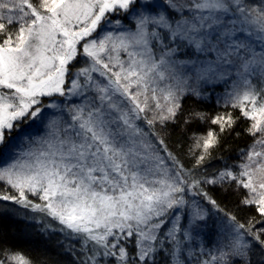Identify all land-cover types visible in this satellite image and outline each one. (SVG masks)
<instances>
[{
    "label": "snow or ice",
    "instance_id": "snow-or-ice-1",
    "mask_svg": "<svg viewBox=\"0 0 264 264\" xmlns=\"http://www.w3.org/2000/svg\"><path fill=\"white\" fill-rule=\"evenodd\" d=\"M232 77L222 98L257 138L238 172L200 178L194 169L232 115L193 133L191 169L152 130L209 119L185 111V94L203 96L180 84ZM254 77L264 83V0H0V202L57 222L80 242L81 264H157L160 253L170 264H264V87ZM225 183L246 190L247 223L204 190ZM220 213L215 252L202 258L198 241ZM6 262L32 264L19 252Z\"/></svg>",
    "mask_w": 264,
    "mask_h": 264
},
{
    "label": "trees",
    "instance_id": "trees-1",
    "mask_svg": "<svg viewBox=\"0 0 264 264\" xmlns=\"http://www.w3.org/2000/svg\"><path fill=\"white\" fill-rule=\"evenodd\" d=\"M182 104L185 111L195 109L205 113L209 119L197 123L191 131L182 123L168 124L163 128L157 125L152 130L155 136L164 141L167 150L175 155L184 164L185 168L191 169L195 163V157L190 154L193 133L204 135L210 128L218 131V126L212 125L210 118L218 114H231L236 123L228 132L221 134V143L217 148L211 150L205 164L198 169H194V173L200 178L204 176L211 178L222 171L225 165L230 166L234 172H238L239 168L237 166L240 163V158H242V150L246 151L257 138L248 133V128L252 122L240 115L239 108H233L230 104H221L212 96L197 99L195 96L185 94ZM144 126L149 131L147 125ZM163 147L160 145V149H163ZM161 151L166 155L163 150ZM204 190L217 201L224 211L236 215L242 223H247L249 219L256 215L251 208L239 204L246 190L237 188L235 183L207 184L204 185ZM205 207L210 206L206 204ZM22 211L27 216H22ZM32 214L33 212L21 209L11 202H0V246L5 250L0 254V258L6 256L8 252H19L28 258L32 264H81L85 257L82 255L79 241L72 239L68 245V243H65L68 242V239L61 231L56 229L45 231L44 228L35 226L33 224L35 222L29 218ZM34 215L39 216V214ZM222 216L223 213L219 215L210 214L208 227L203 230L202 245L209 247L213 252L218 239H220L218 226ZM40 217L46 219L45 216L40 215ZM131 251L132 247L129 245V252L131 253ZM161 254L157 256V260L162 256ZM109 264H111V261Z\"/></svg>",
    "mask_w": 264,
    "mask_h": 264
},
{
    "label": "rangeland",
    "instance_id": "rangeland-1",
    "mask_svg": "<svg viewBox=\"0 0 264 264\" xmlns=\"http://www.w3.org/2000/svg\"><path fill=\"white\" fill-rule=\"evenodd\" d=\"M252 2H255V0H252ZM34 3H35V2H34ZM123 26H124V28H132V27H134L133 23H132L130 20L127 21V22H124V25H123ZM181 58H184V57H181ZM186 71H187V70H186ZM234 79H235V77L230 78V80H229V82H228L227 85L224 84L223 82H221V83H217L216 85H207V84H203V83H197V82L195 81V79L192 78V79H189V80L187 81V85L180 84L179 86H180V87H191V88H195V89H197L198 91H200V92L202 93V96H203V97L212 96V97H214V99L217 100V101H218V98H219V103H221V104H225L224 99H223L222 97H224L226 91H232L231 83H232V80H234ZM252 84L256 87L257 90H259L260 88L264 87V83H262V82L260 81L259 77H254V78L252 79ZM244 90H245V89H244V87H243L242 85L238 88V91H239L241 94L243 93ZM228 104L231 105V103H228ZM141 126L145 129L146 132H148L147 129L145 128L144 124H142ZM149 139H151V140H152V143H153L158 149H160V145L157 143V139L153 138L152 135L149 136ZM247 150H248V149H247ZM247 150H246V151H247ZM246 151H244V152H246ZM159 155H161V156H165V154H163L162 151L159 152ZM239 161H240V163H242V162H243V158H240ZM240 163H239V164H240ZM237 167H238V166H237ZM238 171H239V170H238ZM30 199L35 200L34 197H30ZM205 205H206V203H205ZM18 206H19L21 209H25V210H27V211L33 212V214L30 215L29 218H31V220H32L33 222H35V223H33L35 226H40L41 228H44L45 231H52L53 229L59 230L60 225H59L57 222L52 221L51 218L46 217L43 213L35 212V211H32L31 209H26V208H24V207H22V206H20V205H18ZM34 214H39V216L34 215ZM21 215H22V216H25V215L27 216V214H26L25 212L23 213V211L21 212ZM33 215H34V216H33ZM40 215H41V216H45L46 219H42V218L40 217ZM62 234L65 235V236L67 237L68 242H65V243H68V245H69V243L71 242L72 239L69 238V236H68L66 233H62ZM202 239H203V238H202ZM202 239H201V240H202ZM201 240L198 241V243H203ZM218 240H219V239H218ZM65 241H66V240H65ZM76 241L78 242V240H76ZM79 243H80V242H79ZM70 245H71V244H70ZM209 245H210V244H209ZM130 246H131V245H130ZM209 250H210L209 247L207 248V247H204V246H203V251H204V253H205V256L202 257V258H207V255H206V254L209 252ZM196 251H197V254H199V249H197ZM214 252H215V251H214ZM161 255H162V256L159 258V260H157V263H158V264H159V263H161V264H170V257H167V255H165L164 253H162ZM166 258H168V259L166 260ZM180 259H181V260H186L187 257L184 256L183 254H181ZM109 262H110V260H109ZM192 264H195V258H193Z\"/></svg>",
    "mask_w": 264,
    "mask_h": 264
}]
</instances>
